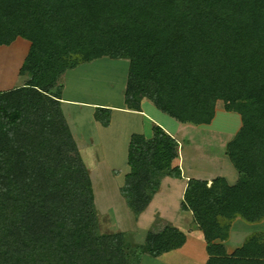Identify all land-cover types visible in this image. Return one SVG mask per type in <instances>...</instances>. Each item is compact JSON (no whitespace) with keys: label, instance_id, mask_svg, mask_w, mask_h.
<instances>
[{"label":"trees","instance_id":"1","mask_svg":"<svg viewBox=\"0 0 264 264\" xmlns=\"http://www.w3.org/2000/svg\"><path fill=\"white\" fill-rule=\"evenodd\" d=\"M30 42L25 86L0 92V264H140L182 248L172 225L145 243L101 234L92 181L62 110L63 77L102 58L129 60L125 105L151 101L182 124L211 125L219 102L241 117L227 146L238 173L191 179L182 209L206 241V264H264V232L229 254L234 221L264 222V0H0V47ZM112 110L96 108L110 125ZM162 127L133 134L121 193L138 218L162 180L182 178ZM161 221L157 220L156 225Z\"/></svg>","mask_w":264,"mask_h":264},{"label":"rangeland","instance_id":"2","mask_svg":"<svg viewBox=\"0 0 264 264\" xmlns=\"http://www.w3.org/2000/svg\"><path fill=\"white\" fill-rule=\"evenodd\" d=\"M17 41L18 43L15 44L12 48L5 47V49L0 51V89L11 87L13 84H16L15 86H17L23 80L22 78H20L14 82V80L19 76L17 71V61L23 58L21 48L22 46H25L29 43L24 39H19ZM15 50H17L16 53ZM129 67V60H113L110 58H102L92 63L81 65L75 70H70L67 72V81L63 80V90L66 86L65 97L73 101H90L99 104L110 105L112 107H119L125 103V90L127 86ZM24 80L28 82L27 77H24ZM148 102L152 103L151 101ZM76 105L77 106H70L71 110L76 115L81 113H88V110L86 108H82V106H80L79 104ZM218 107L216 117L211 126H204V128L199 127L198 129L200 130L196 131H183L181 133V138L183 139L181 140V145H179L181 155L184 154L186 159H189V161H194L196 165L206 170L207 174H210L211 176H214L216 178H219L226 173H228V175L230 174L227 171L228 169H225V166L223 167L224 159H226L225 161L229 163L227 164L229 165L228 167L236 172L232 162L227 156V149L225 152V149H223L222 146L223 143L230 140L231 138V140H233V138L235 137L234 135L237 134L242 125L241 117L239 114L226 112L224 110V105L222 102L218 103ZM96 108H106L112 110V108L110 107L97 106ZM156 111L159 113V115H161V117L163 115L164 118H167L174 123L176 122L174 119L166 114H163L161 111ZM116 115V120L118 118L125 119V117H130L129 115L124 114ZM142 119L144 120V124L142 126V123H140V126H142L146 137L149 138L153 135H150L152 128L151 120L150 118L148 120L147 117ZM135 130L139 129L136 128ZM192 138L196 140L195 144L197 145L193 147L194 150L189 146L192 145L191 143H193V141H191ZM81 143L83 144V142ZM81 146L82 152H80L79 149L78 150L85 163L90 178L91 176L93 177L92 183L95 186V190L93 188V191H96L99 194L102 190L106 192L107 196H111V198H107V200L114 202L115 206L113 207H116L117 210V212L114 213V208L110 206L107 200H105L104 198L100 199L99 197V199L96 201L95 197L99 231L101 234L107 235L121 233L119 231L130 228L128 224L129 222H133V217L136 218L137 222L139 221V217L137 218L136 216H133V214H125L124 210L121 208L122 206L120 205L122 204L121 199L126 201L121 193V189L125 185L124 174L129 172L126 171L127 169L129 170V166L127 163V147L120 144L118 145V148H115L118 150L103 153L102 150L95 152L89 151L93 149V147L86 148V145L85 147L83 145ZM191 151H193V153H190ZM90 170L92 173H90ZM96 170L97 174L100 173L101 175H96ZM232 179L233 178L231 177V175H229V180ZM118 189L120 190L119 196L121 198H117L118 194H115V190ZM100 196L104 197L101 194ZM131 217L132 219L129 221ZM240 220L242 224L248 227H246L245 230L246 234H249L247 235L248 237L256 233L264 232V222L258 224H249L242 219ZM162 224L163 222L161 221L157 225L154 223V226L160 229L163 227ZM132 226H134L135 228L134 223L132 224ZM251 226H255V228H250ZM148 231H139V234L136 233L135 236L128 235L129 232L122 233H126V235H128L127 239L130 244L142 245L145 243ZM247 236L245 238H247ZM147 255L152 259L149 260L147 264H173L166 263L164 260H160V262H153L154 257L149 254ZM143 257L144 255L142 256V258ZM184 264L189 263L185 262Z\"/></svg>","mask_w":264,"mask_h":264},{"label":"crops","instance_id":"3","mask_svg":"<svg viewBox=\"0 0 264 264\" xmlns=\"http://www.w3.org/2000/svg\"><path fill=\"white\" fill-rule=\"evenodd\" d=\"M17 40L11 46H1L0 51L5 49V47L12 48L15 44L18 43ZM28 43L29 44L22 46V48L20 47L23 54V58L17 61L18 62L17 71L19 76L17 79L14 80V82L20 78H22L23 80L17 86H15L16 84H13L11 87L0 89V92H5L16 88H20L27 84V81L24 80V77L20 75V70L30 50L31 44L30 42ZM16 51L17 50H15V53ZM63 80L67 81V73L64 75ZM65 96H66V86L64 87L62 94L61 106L80 152H82L81 145H83L84 147L86 145V148L93 147V149L91 150L88 149L89 151L95 152L102 150L103 153H107L114 150H118L115 148H118V145L120 144H122L123 146L125 145V147H127V150L129 151V145L133 134H141L146 137V134H144V130L142 128L144 124V120L142 118H146V117L148 118V120L150 118L152 124L150 135L153 134L154 126H160L169 135L175 138L178 141L179 145H181L182 142L181 140L183 139L181 138L182 137L181 133L183 131L185 130L196 131V130H200L198 129L199 127L204 128V126H211V125L194 126L191 124H182L177 122L176 120H175L176 122L174 123L169 119L164 118L163 115L161 117V115H159V113L156 111L158 109H156L154 104L149 103L148 99H145L142 102V112H136V111L127 110L125 103L119 107H114V106L112 107L110 105L99 104L90 101H76V100L73 101L69 98H66ZM76 104H79L80 106H82V108H86L88 110V113H84V114L81 113L76 115L71 110L70 107V106H77ZM97 106L112 108L111 121L108 127H104L100 122L96 120L95 110ZM217 107H216V114L219 108ZM116 114L129 115L130 117H125V119L118 118L116 120L115 119L117 116ZM140 123H142V126H140ZM136 128L139 130H135ZM152 136L149 137L148 139L152 138ZM230 140L223 143L222 148L225 149V152ZM191 141H193V143H191L192 145H189L190 147L193 148L197 146L195 144L196 143L195 139L192 138ZM81 142H83V144ZM190 153H193V151H191ZM225 160L226 159H224L223 161V167L225 166L226 167L225 169H228L227 171L230 173L229 175H231L233 179L229 180L228 173L224 174L221 177L225 178L226 181L229 183V185H235L236 182L238 181V173H236L237 171L235 172L233 169H230V167H228L229 165H227L229 163H227V161ZM127 163H128V153H127ZM173 166L180 168L182 173V178L177 179L169 176L165 177L162 180L161 186L158 192L156 193V195L154 196L152 202L148 206L147 210L140 215L139 221L137 222L136 218L133 217L132 220L133 222H129L128 224L130 228H127L119 232L121 233L129 232L128 235L135 236L136 233L139 234V231L147 232L149 229H151L152 226L154 228V223L156 224L155 221L161 220L163 222L162 225L164 224L172 225L178 228L181 232L185 233L186 243L182 248L178 250L164 254L159 258H154L153 262H157V261L160 262V260H164L166 263H173V264H184L185 262L189 264H206L209 256L206 250L207 245L203 233L194 226L192 212L184 211L182 209V203L184 200V194L189 180L196 179V180L208 181L211 183V181L216 179V177L207 174V171L202 169L200 166L196 165L194 161H189V159H186L184 154L181 155L180 150H179V158L174 162ZM126 171L129 172L124 174L125 176L124 179L126 178V175L130 173V166H129V170L127 169ZM90 173H92L91 170ZM95 174L98 176L101 175L100 173L97 174V170ZM91 178L93 182V177L91 176ZM92 186L95 190V186L93 185V183ZM100 194L103 195L104 197H101ZM100 194L96 191L94 192L96 201L99 199V197L100 199L104 198L105 200H107V198H111V196H107L106 192H104L103 190L100 192ZM115 194H118L117 198H121L119 196L120 194L119 189L115 190ZM107 201L111 207L115 206L114 202H111L109 200ZM121 202L122 204L120 205L122 206L121 208L124 210L125 214H133V216H135L132 210L126 204V201L121 199ZM113 208H114L113 209L114 213H116L117 212L116 207ZM131 219L132 217L129 219V221ZM133 223L135 224V228L134 226H132ZM246 227L247 226L242 224L240 219L234 221L232 228L230 230V237L228 241L225 242L229 254H233L237 249L243 246L245 240L248 238L247 235H249L246 234L245 232ZM250 228H255V226H251ZM246 236L247 238H245ZM149 260L152 259L148 257L147 254H145L140 264H147Z\"/></svg>","mask_w":264,"mask_h":264}]
</instances>
